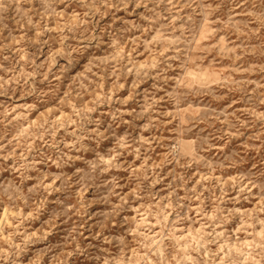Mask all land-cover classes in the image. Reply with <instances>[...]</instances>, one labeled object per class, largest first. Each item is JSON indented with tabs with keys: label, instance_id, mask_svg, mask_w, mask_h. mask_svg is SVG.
Returning a JSON list of instances; mask_svg holds the SVG:
<instances>
[{
	"label": "rangeland",
	"instance_id": "rangeland-1",
	"mask_svg": "<svg viewBox=\"0 0 264 264\" xmlns=\"http://www.w3.org/2000/svg\"><path fill=\"white\" fill-rule=\"evenodd\" d=\"M0 264H264V0H0Z\"/></svg>",
	"mask_w": 264,
	"mask_h": 264
}]
</instances>
